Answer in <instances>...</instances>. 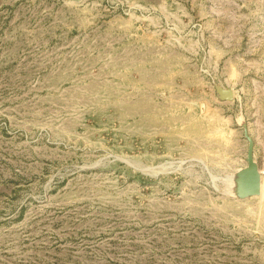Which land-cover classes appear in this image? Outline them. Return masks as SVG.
Returning a JSON list of instances; mask_svg holds the SVG:
<instances>
[{
  "label": "rangeland",
  "instance_id": "374dc122",
  "mask_svg": "<svg viewBox=\"0 0 264 264\" xmlns=\"http://www.w3.org/2000/svg\"><path fill=\"white\" fill-rule=\"evenodd\" d=\"M0 264H264V0H0Z\"/></svg>",
  "mask_w": 264,
  "mask_h": 264
},
{
  "label": "water",
  "instance_id": "95a60500",
  "mask_svg": "<svg viewBox=\"0 0 264 264\" xmlns=\"http://www.w3.org/2000/svg\"><path fill=\"white\" fill-rule=\"evenodd\" d=\"M225 99L233 98L232 90H226ZM243 134L248 141L246 151V165L237 170L233 178L232 195L237 199H245L261 193V171L254 159V142L248 133L246 123L242 124Z\"/></svg>",
  "mask_w": 264,
  "mask_h": 264
},
{
  "label": "bare ground",
  "instance_id": "6f19581e",
  "mask_svg": "<svg viewBox=\"0 0 264 264\" xmlns=\"http://www.w3.org/2000/svg\"><path fill=\"white\" fill-rule=\"evenodd\" d=\"M262 192H263V188L261 187V193H262ZM261 193H260V194H261Z\"/></svg>",
  "mask_w": 264,
  "mask_h": 264
}]
</instances>
